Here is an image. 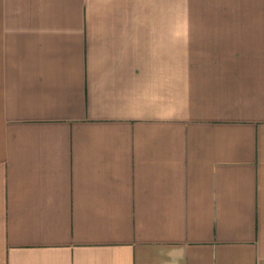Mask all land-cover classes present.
I'll use <instances>...</instances> for the list:
<instances>
[{
  "label": "crops",
  "instance_id": "0c3cea01",
  "mask_svg": "<svg viewBox=\"0 0 264 264\" xmlns=\"http://www.w3.org/2000/svg\"><path fill=\"white\" fill-rule=\"evenodd\" d=\"M0 264H264V0H0Z\"/></svg>",
  "mask_w": 264,
  "mask_h": 264
},
{
  "label": "rangeland",
  "instance_id": "374dc122",
  "mask_svg": "<svg viewBox=\"0 0 264 264\" xmlns=\"http://www.w3.org/2000/svg\"><path fill=\"white\" fill-rule=\"evenodd\" d=\"M149 17H176V11L149 12Z\"/></svg>",
  "mask_w": 264,
  "mask_h": 264
}]
</instances>
